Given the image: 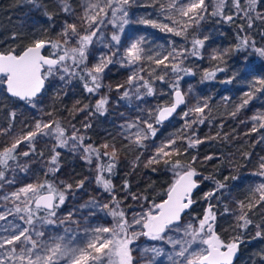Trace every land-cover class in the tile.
I'll return each mask as SVG.
<instances>
[{
    "label": "snow or ice",
    "instance_id": "snow-or-ice-1",
    "mask_svg": "<svg viewBox=\"0 0 264 264\" xmlns=\"http://www.w3.org/2000/svg\"><path fill=\"white\" fill-rule=\"evenodd\" d=\"M28 2L37 10L43 8L41 0ZM135 3L136 0H83L79 5L80 11H77L72 0H59V10L65 14V19L55 36L48 35L45 30L38 33L34 31L31 39L22 47L14 43L0 49V92H6L31 109L42 111V94L50 78L58 77L65 84L79 79L84 90L96 96L104 87L105 70L109 65L118 63L121 67L131 69L124 84L116 85L117 91L124 89L120 93L122 100L142 101L146 97L158 95L156 81L168 83L172 88L170 100L146 110V116H138L120 126V136L127 141L123 148L133 150L146 147L144 141L156 136V125H162L177 113L181 105L186 104L179 81L183 75L193 73L184 66V61L189 56L203 58L200 50L204 48L208 37H191V48L177 46L173 41L170 42V49L161 45L155 51L146 46L148 41L144 36L122 44L121 35L131 22L129 9ZM157 3L163 20L168 22L147 18L136 22L182 37L185 41L189 40V28L198 26L208 17H215L217 22L224 23L244 21L237 25L241 33L244 32L245 24L248 29H252L257 20L264 22V0H183L182 3L180 0H149V4ZM43 11L47 20L54 25L52 13L46 9ZM107 25L114 29L111 40L104 43L108 52L101 53L94 63L89 64L90 49L97 40L102 39L101 29ZM237 39L238 43L232 49L214 51L211 59L224 63L232 50L249 51L264 58V47H258L250 35L238 33ZM12 40L17 41L16 33L12 34ZM145 63L149 64L147 70ZM153 64L155 67H151ZM224 70L217 65L213 70H205L203 78L214 79L217 71ZM258 92H264V78H258L249 85V91L243 94L241 103L231 115L235 116L248 105ZM163 94L161 90L159 95ZM108 103V96L102 95L92 108L84 104L73 110L86 111L90 116L104 115ZM208 107L207 100L188 106L186 111L179 113L184 120L183 130L161 141L158 146L153 145L154 153L144 166L163 164L173 174L174 180L167 189L166 198L159 202L150 201L145 195L128 193L133 200L140 202L141 210L131 213L125 210V198H117L115 186L104 175L114 174L123 150L113 142L115 137L100 145L85 143L86 139L91 138L82 134L74 124L69 132L57 119L35 118L34 126L18 135L12 134L11 123L8 127L0 128V136L6 137L4 143L0 144V189L15 184L12 174L17 170L27 171L29 163L27 160L21 161L20 157L36 154L38 138H48L45 143L49 140L53 143L52 154L45 163V176H55L60 170V149H67L74 154L79 151L80 158L90 166L95 160L96 182L110 199L108 203L93 201L82 207L106 210V215L111 217L107 225L92 226L73 219L72 213L67 217L58 215L67 194L73 188L72 184L63 181L57 185L46 179L4 192L0 194V222H4L0 223V264H164L163 260L158 259L161 257H166L170 264H233V258L250 228L256 229L252 239L264 240V223H256L250 215L253 209L264 206V157L260 158L259 171L253 173L260 177V182L249 190L246 200L235 202V211L225 207L222 213L231 214L235 220L236 235L232 239H222L215 230L218 213L210 198L216 197L217 192L226 187L221 181H215L216 188L213 191L204 193L206 207L203 215L185 223L184 215L197 203L194 192L200 187L201 181L196 179L200 173L193 166L197 157L192 156L190 161L181 157L187 154L188 149L203 143L196 137L193 126L205 123ZM43 114L52 115L51 112ZM10 117L15 120L16 112H11ZM251 119L259 122L253 124V132L264 128V113L256 114ZM91 127L90 123L83 125L85 131ZM189 129L192 130L191 135L186 134ZM185 143L187 147L183 146ZM21 144H25L28 150L20 149ZM39 155L43 156V153ZM138 161L139 156L133 164ZM156 170L153 167V171ZM83 185L84 180L77 182L78 188ZM127 189L128 183L125 181L124 190ZM9 217L12 219L9 220ZM140 237L161 242L170 251L160 246L144 247L137 256L134 254L138 251L135 242ZM148 253L151 255L148 256ZM258 255L264 262V251Z\"/></svg>",
    "mask_w": 264,
    "mask_h": 264
},
{
    "label": "rangeland",
    "instance_id": "rangeland-1",
    "mask_svg": "<svg viewBox=\"0 0 264 264\" xmlns=\"http://www.w3.org/2000/svg\"><path fill=\"white\" fill-rule=\"evenodd\" d=\"M180 2L182 3L183 0H180ZM82 3L83 0H74L73 7L77 8V11H80L79 5ZM41 4L43 7H46L48 11H51L55 16L59 17V22H55L49 29L52 36H55L65 19V14L59 10V0H41ZM40 14L41 10H37L32 4H28L23 12L17 13L8 19L6 24L10 26V33L8 32L6 39H4L5 41H10L8 46L14 43H19L21 46L23 41L31 39L34 31L38 33L41 30L39 24ZM129 18L131 22L125 27L121 35V43L125 45L133 39L144 36L148 41L146 46L153 51L157 50L161 45H163L165 49H170L172 47L170 42L173 41L177 46L191 48V37L195 36L201 39L205 36L208 37L205 41L204 48L201 49L203 58L189 56L184 61V66L190 68L193 73L189 75V78L179 87L185 94L186 104L183 105L170 120L162 125H156L158 129L156 136L144 141L146 147L133 150L123 148V145L126 144L127 141L123 140L120 136V126L138 116H146V110L155 108L156 105L162 101L170 100L171 97L169 94L172 92V88L168 91V83L156 81L155 87L158 95L146 97L145 100L142 101L135 99H133L132 102L122 100L120 99V93L123 92L124 89L117 91L116 85L124 84L131 69L121 67L118 63L109 65L105 70L103 74L104 87L99 90V94L96 96L87 92L83 95L80 92L82 90L80 89V83L77 79H73L70 83L65 84L58 77L50 78L49 81H46L45 91L42 94V111L31 109L22 101L15 105L8 103L9 110L7 114H4V116L0 115V128L8 127L11 123L12 134L18 135L29 131L31 127L34 126L35 118H43L44 120L57 119L68 128L69 132L71 131V125L74 124L80 129L82 134L90 137L95 145H100L106 140L112 141L113 137H115L113 142L123 150L120 153V159L116 165V175L111 181L115 186L114 190L117 198H125V210L131 213L141 210L139 206L140 202L133 200L128 193L145 195L148 199L151 197L150 193H145L143 185H145V181L147 180L146 173L148 171H153V167L157 169L156 172H162L171 182L174 180L173 174L166 170L163 164L149 167L144 166L146 160L154 153L153 145L158 146L161 141H165L183 130L184 120L181 119L179 113L186 111L188 106H193L198 101L207 100L209 105L208 109H206L208 119H206L205 123L202 125L193 126L196 137L207 144L214 140L218 141L224 150H222L221 153H214L213 151L211 153L207 151L205 154L202 152L196 153L197 161L194 166H202L204 163L210 161H222L224 163V168L221 170V174H219L218 181L225 183L226 187L220 192H217L216 197L210 198V201L215 205L214 210L218 213L215 226L216 232L222 239L230 240L236 235V229L234 227L235 220L231 214H222L224 213L225 207L235 211V202L238 200H246L249 190L260 182V177L253 175V173L259 171L258 165L260 158L264 157V128H259L256 132H253L251 130L253 124H258L259 122L253 121L251 118L256 114L264 113V92L255 93L254 98L249 101L248 105L240 109L235 116H232L231 113L235 111L236 106L241 103L243 94L249 91V85L253 84L258 78H264V58H261L259 62L253 63L251 57L256 54L250 53L249 51H241L244 55L241 54L238 57H233V50L230 51L226 59L231 60L234 74L233 71L229 72V77L239 75V80L231 86H221L220 82L229 78L224 73L215 77L214 80L217 82L213 84L211 81L203 78L204 72L205 70H213L217 65L221 64L219 61L211 59V55L214 51L232 49L233 34L235 33L234 29L226 30L224 26L226 23L217 22V18L215 17H208L204 21H201L198 26L194 25L189 28V40L185 41L182 37L174 36L167 32H161L158 28L136 22L141 18L168 22L163 20L158 3L149 4V0H136V3L129 9ZM208 21L211 22V24L206 26L205 22L207 23ZM242 23H244V21H236V25ZM255 24H260L264 28V22L257 20ZM113 31L114 29L111 28V25L102 27L101 32L103 33V37L97 40L90 49L89 64L94 63L101 53L108 52V48L104 47V43L111 40ZM13 33L17 34V41L15 42L12 40ZM245 33L251 37V29H248L246 24L242 35ZM216 35L227 38H225L222 46H215L210 43V38ZM5 36L6 34H4V38ZM148 67L149 64L145 63L146 70ZM151 67H155V65L153 64ZM144 74L146 75L147 71ZM166 80H168V77H166ZM172 82L174 83L175 81L173 80ZM225 89L226 92H223ZM161 90L164 93L163 95H159ZM79 92L80 95H78ZM4 94L5 92H0V102ZM77 95L81 96V98ZM102 95H107L109 98L107 111L104 115L95 114L90 116L86 111L77 112L73 110L74 107L79 108L84 104H88L90 108H92L97 99ZM53 97L55 99L56 97L61 99V102L57 104L58 107L60 106V109H57ZM225 97L228 99L225 100ZM77 101L80 103L77 104ZM56 110L58 113H56ZM13 111L16 112L15 120H12L10 117V113ZM45 112H51L52 115L46 116L43 114ZM223 117L228 118L231 122L222 127V123H219V119L221 120ZM85 123H90L92 127L85 131L83 128ZM191 132L192 130L189 129L186 134L191 135ZM5 139L6 137L0 136V144H3ZM47 139L48 138L44 137L38 138L35 145L36 154H32L29 157H20L21 161H29L27 171L17 170L13 173L12 175H14L16 181L15 184L4 186L3 189H0V194L9 190L18 189L29 183H35L37 181L43 182L46 179L54 181L57 185L63 181L72 184L73 188L71 193L67 194L65 203L60 207L58 215L67 217L69 213H72L73 219L80 221L83 225L102 226L109 224L111 217L106 215V210L82 207L93 201H98L100 204L108 203L110 199L108 194L105 193L102 187L96 182V161L94 160L93 165L90 166L80 158L81 153L79 151L74 154L67 149H60V170L55 176L51 174L45 176L47 172L45 163L52 154L51 148L53 143L50 140L48 143H45ZM238 140H242V142L246 141L243 145L246 147H255L256 150L253 151L252 148L251 150H249V148L246 150L242 148L241 150L239 146L233 147L236 145L233 142ZM85 143H87L86 140ZM183 146L187 147L186 143ZM20 149L28 150L25 144H21ZM189 150L190 149H188V151ZM41 152L43 156L39 155ZM137 156H139V161L134 165L133 161L136 160ZM208 156H211L212 159L206 160L205 157ZM184 158L185 156L181 157V159ZM159 166H161L160 169ZM225 177H227V179H225ZM233 177H236V179H233ZM163 179L164 178H161V181ZM196 179L199 180L200 175H198ZM80 180H84L82 188L77 187V182ZM125 181L128 183L127 191L124 190ZM238 184L242 187L236 191L235 187L237 186L235 185ZM215 188L216 183L204 186L201 191L194 196L197 203L188 209L187 213L184 215L183 221L185 223L193 217H201L203 215L204 208L206 207V201L203 199V195L206 192L213 191ZM152 191H154L153 188ZM154 194L160 198L162 196L161 191H155ZM250 215L256 223H264V206L253 209ZM11 219L12 218L9 217V220ZM255 231V228H250L248 233H245L246 239L244 242L251 241ZM135 243L138 245V251L134 254L137 256L140 255V250L144 247L160 246L164 247L166 251H170L167 245H163L161 242L157 241H149L145 237H140ZM147 255L150 256L151 253ZM158 259L163 260L164 264H170L166 257Z\"/></svg>",
    "mask_w": 264,
    "mask_h": 264
},
{
    "label": "trees",
    "instance_id": "trees-1",
    "mask_svg": "<svg viewBox=\"0 0 264 264\" xmlns=\"http://www.w3.org/2000/svg\"><path fill=\"white\" fill-rule=\"evenodd\" d=\"M72 3H74V0H72ZM30 4L28 2V0H0V49L5 48L6 46H8L10 41H5L4 39H6L8 32L10 33V26L8 24H6L8 22V19H10L12 16H14L17 13H21L24 11V9L27 7V5ZM43 9H46V7H43L41 10V14L39 15V19H40V29L41 30H48V35L52 34L50 33V27L53 26V22L47 20V17L44 15V11ZM48 11V10H47ZM51 12V11H49ZM52 13V12H51ZM53 17H54V22H59V17L55 16L52 13ZM211 24V22H205L206 26H209ZM225 29H234L235 33L234 35V39L232 41L233 45H236L238 43V39H237V35L238 33L240 35H242V33L240 32V29L237 27L236 23H226L225 25ZM4 34H6L5 38H4ZM29 37V36H28ZM224 36L221 35H216V36H212L210 38V43L215 45V46H222V44L225 41ZM251 38L253 40L256 41V44L258 47H264V28L258 24H254L253 28L251 29ZM227 39V38H226ZM29 41V39H26L25 41H23L22 43H27ZM191 42V41H190ZM189 42V43H190ZM23 44H21V47L23 46ZM19 50V48H18ZM202 51V50H200ZM246 52V51H244ZM244 55L241 51L237 52L233 50V57H238L239 55ZM197 58V57H194ZM261 60V58L257 57L256 55H252L251 57V61L253 63L255 62H259ZM264 60V59H263ZM219 67H223L225 70L224 71H217L216 72V76H219L220 74H226L227 77H229V72L233 71V67H232V62L231 60H227L224 63H221L219 65ZM234 74V71H233ZM181 75H183L181 73ZM239 75H236L234 77H229L228 79H226L225 81L220 82V85H224V86H231L232 84H234L237 80H239ZM189 78V75H183V79H181L179 81V87L182 86L183 82ZM231 81L230 83H228L227 81ZM77 81L80 83V89L82 91H80L83 95H85V90L83 88V84L82 82L77 79ZM211 81V83L215 84L217 81L214 79L209 80ZM171 87L168 86V91L170 90ZM80 92L78 93V95H80ZM223 92H226V89L223 90ZM77 95V96H78ZM87 95V94H86ZM79 98H81V96H78ZM53 101L55 102V105L57 107V109H60V106L58 107V102H61V99H59L58 97H56V99L53 97ZM8 103L15 105L18 103H21V101L16 100L15 98H10L7 97L5 94L2 96V100L0 102V115L7 114L8 110H9V106ZM56 113H58V111L56 110ZM231 121L228 118H222L221 120L219 119V123L222 125V127L224 125L229 124ZM231 126V125H229ZM223 129V128H222ZM87 137V135H86ZM87 143H92L94 144V142L90 139H86ZM246 141L242 142V140H238V141H234L233 143L236 144L233 147H238L242 150L243 149H248L251 150L252 147H246L245 145H243V143H245ZM249 144V143H248ZM243 146V147H242ZM222 150H224L223 147L220 146V143L218 141H212L210 143H202L199 147L196 148H192L190 149L187 154L185 155L184 160L190 161L192 156H196V153L202 152L203 154H205L207 151L208 152H214V153H221ZM233 150V149H232ZM253 151L256 150L255 147L252 148ZM248 152V151H247ZM106 159V158H105ZM194 166V165H193ZM163 167H165L163 165ZM198 173H200V179L199 181H201L200 183V187L197 189L196 193L194 194L197 195L198 192L201 191V189L204 186H208L210 184H215V181L219 180V174H221V170L224 168V163L222 161L220 162H215V161H210V162H206L204 163L202 166H194ZM161 168V166H159V169ZM116 168L114 169V174H112L111 176L108 175V173H104V175L109 178L110 180L116 175ZM147 180L145 181V185H143V190L145 191V193H150L151 197L149 198V200H155L156 202H159L164 195L167 192L168 187L170 186V184L172 183L171 180H169L165 175H163L162 172H156V171H148L147 173ZM203 177H211V179H203ZM161 178H164L161 181ZM237 187H235V190L237 191V189H239L240 186L235 185ZM152 188L154 189V191H152ZM150 190V191H149ZM157 191H161L162 192V196L157 197L154 192ZM155 195V196H153ZM261 251H264V240H260V239H252L251 241L248 242H244L241 244L239 251H238V257L237 260L234 264H264V262H262L260 260V257L258 255V253H260Z\"/></svg>",
    "mask_w": 264,
    "mask_h": 264
},
{
    "label": "water",
    "instance_id": "water-1",
    "mask_svg": "<svg viewBox=\"0 0 264 264\" xmlns=\"http://www.w3.org/2000/svg\"><path fill=\"white\" fill-rule=\"evenodd\" d=\"M46 51H47V50H46ZM5 95H6L7 97H10V96H8V94H7L6 92H5ZM10 98H12V97H10ZM182 106H183V105H181L180 108L177 109V112L182 108ZM174 115H175V114H174ZM174 115H173V116H174ZM173 116H172V117H173ZM172 117H171V118H172ZM171 118H170V119H171ZM170 119H169V120H170ZM166 121H168V120H166ZM166 121H164L163 123H165ZM197 189H198V188H197ZM197 189L195 190L194 194L196 193ZM164 198H166V196H165ZM187 211H188V210H187ZM238 251H239V250H238ZM237 257H238V252H237L236 256L233 258V264L236 262Z\"/></svg>",
    "mask_w": 264,
    "mask_h": 264
}]
</instances>
